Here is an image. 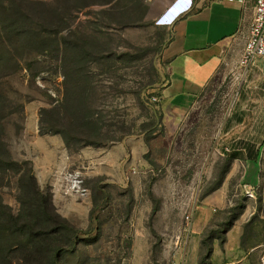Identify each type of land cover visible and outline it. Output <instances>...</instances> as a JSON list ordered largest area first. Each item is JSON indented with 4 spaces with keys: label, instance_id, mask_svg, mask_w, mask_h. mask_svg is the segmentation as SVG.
Segmentation results:
<instances>
[{
    "label": "rangeland",
    "instance_id": "obj_1",
    "mask_svg": "<svg viewBox=\"0 0 264 264\" xmlns=\"http://www.w3.org/2000/svg\"><path fill=\"white\" fill-rule=\"evenodd\" d=\"M160 1L0 0V264H22L35 251L27 235L6 231L9 214L29 211L19 178L31 172L76 229L64 232L78 238L60 264H173L185 214L203 203L212 216L201 237L227 240L264 264V183L247 196L241 179L244 166L248 176L259 172V159L245 161L257 145L239 142L264 132L242 125L264 98L251 75L264 77L228 70L186 113L165 120L152 100L168 82L165 31L151 16ZM141 138L147 147L137 159L150 170L138 174L129 158L120 179L94 176L98 151L128 139L138 147ZM62 155L67 164L57 167ZM75 170L87 196L59 190L60 173Z\"/></svg>",
    "mask_w": 264,
    "mask_h": 264
},
{
    "label": "crops",
    "instance_id": "obj_2",
    "mask_svg": "<svg viewBox=\"0 0 264 264\" xmlns=\"http://www.w3.org/2000/svg\"><path fill=\"white\" fill-rule=\"evenodd\" d=\"M173 1L161 0L158 10L151 14L153 17L152 26L155 29L165 31L161 54L162 59L166 60L168 82L157 94L158 108H160L165 120L170 119L172 115L186 113L196 96L210 80L226 73L228 70L235 69V75L250 70L256 72L254 75L258 79L261 76L264 77V73H260V71L264 72L262 68L264 64L261 62L263 57L256 58L253 63L247 66L240 63L246 29L253 14V0H249L245 4L228 0H193L192 8L181 15L172 25L155 23V19ZM252 78L253 75H251L252 83L263 84V87H259L264 91V80L256 81ZM249 86L247 84V87ZM254 86L256 85L254 84ZM262 102L258 107L251 108L252 112L256 113L253 121L242 124L247 126V130L264 131V98ZM248 109L250 110V108ZM240 127L242 128V126ZM263 137L264 132L261 139L257 135L253 136L246 133L240 137L242 141H239L241 145H248L253 142L257 145L255 150L245 157V161L259 159V172L257 175L252 173L248 176V172L245 173L244 166L241 175L244 184L255 186L256 189L264 183ZM236 139L238 138H234L236 144H238ZM54 143L56 145L59 143V149L64 147V143L59 138ZM144 143L141 138L138 141V147H136L133 146L132 139L122 140L98 151L97 155L99 157L94 161L92 167L94 170L96 169V171L93 170L95 172L94 176L98 177L102 183L113 178L114 180L120 179L123 175L121 170L127 164L129 158H131V163L137 162L138 174L150 170L146 167L147 162L145 160L142 158H140L141 160L137 159V156L145 152L144 146L146 144ZM241 147L235 148L238 152L235 153L236 155L233 158L232 167L234 169L238 166L236 161L243 158L242 152H240ZM139 148H141V151H139ZM55 151H58L57 148H55ZM90 152L95 153L94 149H91ZM62 157L63 155L54 162L57 167L67 164ZM66 158L67 155L64 156V159ZM136 176L137 174L130 173L131 179ZM60 198L58 193H54L55 201L60 200ZM208 208L203 203V205L192 209L190 223L184 228V239L181 241V237L177 236V240L174 241L173 264H199L201 234L212 216ZM193 232L196 235L193 236ZM234 233L235 226H232L227 237ZM232 246L227 240L220 244L218 239H214L210 264H253L248 255L237 249L234 250Z\"/></svg>",
    "mask_w": 264,
    "mask_h": 264
},
{
    "label": "trees",
    "instance_id": "obj_3",
    "mask_svg": "<svg viewBox=\"0 0 264 264\" xmlns=\"http://www.w3.org/2000/svg\"><path fill=\"white\" fill-rule=\"evenodd\" d=\"M234 157L235 155L232 156ZM19 181L22 189H26L29 199L26 205L29 211L16 215L9 214L11 219L6 226V231L12 235L17 232L27 235L35 245L34 252L22 257V264H60L61 251L74 248L77 244L74 239L78 238L73 235V240L68 239L64 232L76 229L67 218L57 212L52 195L44 192L32 172L26 176L25 174L20 176ZM214 239L217 238L213 236L209 240L202 237L199 264H210ZM223 242L221 241L220 244ZM202 246L205 248L204 252ZM6 263L11 264V260H7Z\"/></svg>",
    "mask_w": 264,
    "mask_h": 264
},
{
    "label": "built area",
    "instance_id": "obj_4",
    "mask_svg": "<svg viewBox=\"0 0 264 264\" xmlns=\"http://www.w3.org/2000/svg\"><path fill=\"white\" fill-rule=\"evenodd\" d=\"M238 1L240 3H247L249 0H228ZM193 0L184 1V13L192 8ZM167 8V7H166ZM165 8V9H166ZM155 19V23L163 25H172L167 19H160L163 12ZM169 23V24H167ZM264 57V0H253V14L249 21L244 37V45L241 52L240 63L247 66L256 58ZM153 101H158L156 95L152 96ZM264 148V137L262 140ZM133 173L136 169L132 170ZM59 179V190L65 195H75L77 197L87 196L89 189L84 184V178L79 171H64L60 173ZM246 195L253 196L256 188L255 186L244 184ZM192 210L185 214V220L188 224L191 220ZM187 226V225H186Z\"/></svg>",
    "mask_w": 264,
    "mask_h": 264
},
{
    "label": "clouds",
    "instance_id": "obj_5",
    "mask_svg": "<svg viewBox=\"0 0 264 264\" xmlns=\"http://www.w3.org/2000/svg\"><path fill=\"white\" fill-rule=\"evenodd\" d=\"M184 1L185 0H174L165 9L160 19H167L169 20V23H174L181 15L184 14Z\"/></svg>",
    "mask_w": 264,
    "mask_h": 264
}]
</instances>
